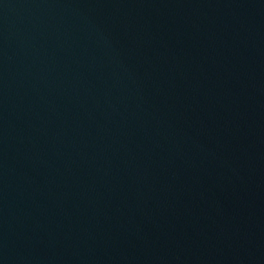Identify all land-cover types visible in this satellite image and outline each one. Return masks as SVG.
<instances>
[{"label":"water","instance_id":"obj_1","mask_svg":"<svg viewBox=\"0 0 264 264\" xmlns=\"http://www.w3.org/2000/svg\"><path fill=\"white\" fill-rule=\"evenodd\" d=\"M0 264H264V0H0Z\"/></svg>","mask_w":264,"mask_h":264}]
</instances>
